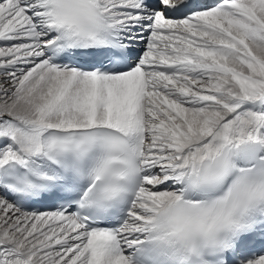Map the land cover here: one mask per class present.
Instances as JSON below:
<instances>
[{
	"label": "snow or ice",
	"instance_id": "6c2138e0",
	"mask_svg": "<svg viewBox=\"0 0 264 264\" xmlns=\"http://www.w3.org/2000/svg\"><path fill=\"white\" fill-rule=\"evenodd\" d=\"M0 264H264V0H0Z\"/></svg>",
	"mask_w": 264,
	"mask_h": 264
}]
</instances>
